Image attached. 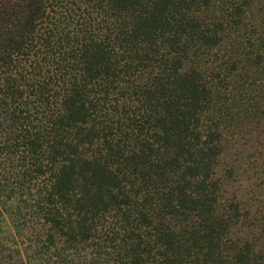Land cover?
<instances>
[{
  "label": "trees",
  "instance_id": "16d2710c",
  "mask_svg": "<svg viewBox=\"0 0 264 264\" xmlns=\"http://www.w3.org/2000/svg\"><path fill=\"white\" fill-rule=\"evenodd\" d=\"M0 264H264V0H0Z\"/></svg>",
  "mask_w": 264,
  "mask_h": 264
},
{
  "label": "rangeland",
  "instance_id": "374dc122",
  "mask_svg": "<svg viewBox=\"0 0 264 264\" xmlns=\"http://www.w3.org/2000/svg\"><path fill=\"white\" fill-rule=\"evenodd\" d=\"M0 211L3 213V209H2V208H0ZM0 219H1V216H0ZM1 224H2V222H1ZM1 224H0V225H1ZM0 248L3 249V246H2V242H1V240H0Z\"/></svg>",
  "mask_w": 264,
  "mask_h": 264
}]
</instances>
